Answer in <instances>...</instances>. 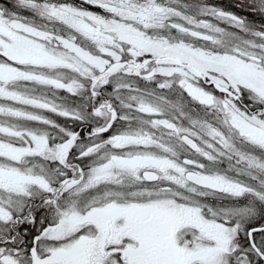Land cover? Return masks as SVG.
I'll return each instance as SVG.
<instances>
[{"label":"snow or ice","instance_id":"obj_1","mask_svg":"<svg viewBox=\"0 0 264 264\" xmlns=\"http://www.w3.org/2000/svg\"><path fill=\"white\" fill-rule=\"evenodd\" d=\"M0 264H264V0L0 2Z\"/></svg>","mask_w":264,"mask_h":264},{"label":"flooded vegetation","instance_id":"obj_2","mask_svg":"<svg viewBox=\"0 0 264 264\" xmlns=\"http://www.w3.org/2000/svg\"><path fill=\"white\" fill-rule=\"evenodd\" d=\"M223 0H217V2L222 3ZM0 2H5V0H0ZM25 15H28L29 13H24Z\"/></svg>","mask_w":264,"mask_h":264}]
</instances>
